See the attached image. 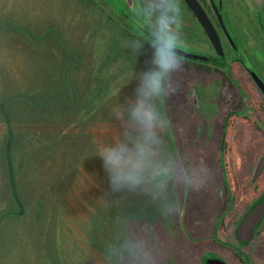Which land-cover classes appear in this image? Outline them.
Returning <instances> with one entry per match:
<instances>
[{
	"label": "trees",
	"instance_id": "trees-1",
	"mask_svg": "<svg viewBox=\"0 0 264 264\" xmlns=\"http://www.w3.org/2000/svg\"><path fill=\"white\" fill-rule=\"evenodd\" d=\"M80 2L94 19L88 29L41 17L0 16V57H11L0 60V232L7 221L23 222L37 241L39 264H102L95 261L101 260L114 219L128 216L134 227L154 228L163 252L159 264H171L172 233L182 227V189L168 218L141 196L112 193L96 153L117 137L100 139L94 132L101 124H122L114 108L133 96L136 81L129 73L150 66L154 48L146 37L151 30H134L102 4ZM182 59L231 73L224 54ZM13 63L16 70L9 68ZM121 77L128 80L123 89ZM230 80L239 85L231 75ZM164 107L171 120L170 96ZM166 141L178 148L171 133ZM213 240L226 245L216 228Z\"/></svg>",
	"mask_w": 264,
	"mask_h": 264
},
{
	"label": "rangeland",
	"instance_id": "rangeland-1",
	"mask_svg": "<svg viewBox=\"0 0 264 264\" xmlns=\"http://www.w3.org/2000/svg\"><path fill=\"white\" fill-rule=\"evenodd\" d=\"M87 1L102 4L112 16L134 30L139 27L151 30L144 23L142 13L137 11L142 0ZM199 1L212 17V7L219 5L218 0ZM221 2L224 6L220 5L219 20L236 44L234 49L223 39L225 61L230 65L231 73L182 59V71L176 74L181 87L176 95L170 96L174 110L169 133L178 149L194 152L209 164L214 176L212 183L200 192L179 189L184 195L180 211L182 227L180 232L172 233L176 251L167 257L171 264H209L214 260L225 264H264V208L260 211L264 207V124L256 121L262 132L255 128L253 121L245 119L253 115L250 102L245 101L244 91L252 93L255 101H263L264 115V92L255 78L250 77V70L246 71L248 66L264 73V26L257 18L258 14L264 16V0ZM80 3V0H0V16L41 17L61 27L82 26L88 29L94 19L91 10ZM180 6L183 41L180 49L198 56L216 55L213 45L183 0H180ZM0 58L7 62L11 59L8 56ZM9 68L16 70L14 63ZM230 75L240 86L230 80ZM127 84L128 80L121 77L118 87L123 89ZM190 96L195 97L192 98L194 103ZM244 104L247 105L246 110H243ZM224 125L227 126L228 141L223 140V143H228V146L221 152L222 148L217 143ZM3 130L0 124V134ZM124 130L123 124H101L94 132L100 139H109L119 138ZM215 161L219 166L217 172L214 170ZM229 183L234 194L230 201L226 194L231 192ZM250 188L253 191L241 196L242 189L246 192ZM225 213V217L218 221L219 216ZM23 225V222L10 220L0 232V264L40 263L37 241H32ZM215 228L217 239L230 249L214 242ZM235 250L248 255V259L243 261Z\"/></svg>",
	"mask_w": 264,
	"mask_h": 264
},
{
	"label": "clouds",
	"instance_id": "clouds-1",
	"mask_svg": "<svg viewBox=\"0 0 264 264\" xmlns=\"http://www.w3.org/2000/svg\"><path fill=\"white\" fill-rule=\"evenodd\" d=\"M137 11L151 28L146 38L154 55L149 67L129 73L136 81L133 96L114 108L123 135L96 154L112 193L141 196L160 217L168 218L176 212L180 188L200 192L214 176L209 164L194 152L166 141L171 122L164 101L181 87L176 78L183 65L180 0H142ZM132 219H114L112 235L101 251L102 264H159L161 249L154 228L134 227Z\"/></svg>",
	"mask_w": 264,
	"mask_h": 264
},
{
	"label": "water",
	"instance_id": "water-1",
	"mask_svg": "<svg viewBox=\"0 0 264 264\" xmlns=\"http://www.w3.org/2000/svg\"><path fill=\"white\" fill-rule=\"evenodd\" d=\"M185 4L187 5L188 9L194 14L196 19L198 20L199 24L203 28L205 34L207 35L209 41L213 45L214 49L217 51L218 54L222 55L223 50L221 46V40L216 32L213 23L211 22L207 12L205 11L204 7L202 4L199 2V0H183ZM179 53L182 56H190L193 54H190L184 50L179 49ZM195 57H198V55H195ZM252 76L255 78V80L258 82L260 88L264 92V84L263 82L258 78V76L253 72L250 71ZM264 207H261V210H263ZM209 264H225L223 262L214 260L210 262Z\"/></svg>",
	"mask_w": 264,
	"mask_h": 264
},
{
	"label": "crops",
	"instance_id": "crops-1",
	"mask_svg": "<svg viewBox=\"0 0 264 264\" xmlns=\"http://www.w3.org/2000/svg\"><path fill=\"white\" fill-rule=\"evenodd\" d=\"M242 90H244L243 88H242ZM245 91V94H246V98H245V101H249L250 102V106H251V110H252V117H245V119H250L251 121H253V124H254V126H255V128L256 129H258L259 131H262L261 129H259L258 127H257V125H256V121L257 120H260L263 124H264V115H262V113H263V101L261 100V99H259L258 101H255L254 100V98L252 97V93H248V92H246V90H244ZM242 101V100H241ZM244 101V100H243ZM245 107V109H243V110H246V108H247V105H243V108ZM238 117H240V116H238ZM263 132V131H262ZM228 132L226 133V129H225V125L222 127V131H221V136L218 138V147H220V149H221V152L223 151V149H224V147L225 146H228V143H226V144H224L225 142H227L228 141ZM223 140L225 141L224 143H223ZM212 150H213V147L211 146L210 147ZM217 149V148H216ZM224 152V151H223ZM227 161V160H226ZM213 162H214V159H213ZM218 168H219V166H218V164H216V161H215V164H214V170L217 172L218 171ZM263 168H264V165H263ZM217 175H219V172H218V174ZM218 177L219 176H217V179H218ZM220 178V177H219ZM230 179L228 178V181H229ZM230 184V183H229ZM256 187H257V183H256V185H255V189H256ZM230 189H231V192H230V194H228L227 192H226V194H227V196L229 197V201L231 200V198L232 197H234L233 195V190H232V188H231V184H230ZM252 189L250 188V189H248V191H246L245 192V190H243L242 189V192H241V196H242V194H245V193H248V192H250ZM253 191V190H252ZM219 195H221V194H219Z\"/></svg>",
	"mask_w": 264,
	"mask_h": 264
},
{
	"label": "flooded vegetation",
	"instance_id": "flooded-vegetation-1",
	"mask_svg": "<svg viewBox=\"0 0 264 264\" xmlns=\"http://www.w3.org/2000/svg\"><path fill=\"white\" fill-rule=\"evenodd\" d=\"M200 2V1H199ZM201 3V2H200ZM202 4V3H201ZM218 6H216V7H212V17H211V15L206 11V9H205V11L207 12V14H208V16H209V18H210V20H211V22L213 23V25H214V28H215V30H216V32L218 33V35H219V37H220V40H221V46H223L222 44H223V39H226L228 42H229V44H230V46L232 47V48H236V44H235V42H234V40H233V38H232V36L229 34V32H228V30H227V28L224 26V23L222 24L221 22H220V20H219V17H218V12H219V8H223V3L221 2V0H218ZM220 5H221V7H220ZM203 6V5H202ZM204 7V6H203ZM262 16V15H261ZM262 20H260V23L264 26V16H262ZM203 29V28H202ZM204 31V30H203ZM205 33V32H204ZM207 36V35H206ZM222 50H223V54H224V56L226 57V53H225V51H224V48L222 47ZM216 54H218L217 53V51H216ZM222 54V55H223ZM222 57V56H221ZM248 70H250V71H253L257 76H258V78L259 79H261V81L263 82V84H264V73L260 70V69H252V68H249L248 66H246V71L248 72ZM250 77H253L252 76V74H250ZM236 80V79H235ZM236 82H238L237 80H236ZM259 89V88H258ZM263 96V95H262ZM257 233H258V230H257V232H256V235H257ZM253 241V240H252ZM251 241V242H252ZM251 242H250V244H251ZM220 246H223V247H225V248H227V249H230L227 245H221V244H219ZM235 252V251H234ZM236 253V252H235ZM246 257H248V255H245Z\"/></svg>",
	"mask_w": 264,
	"mask_h": 264
}]
</instances>
